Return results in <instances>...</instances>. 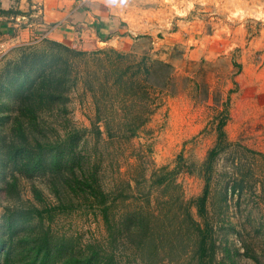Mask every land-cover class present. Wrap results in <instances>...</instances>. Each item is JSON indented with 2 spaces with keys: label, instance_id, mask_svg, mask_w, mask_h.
I'll list each match as a JSON object with an SVG mask.
<instances>
[{
  "label": "rangeland",
  "instance_id": "rangeland-1",
  "mask_svg": "<svg viewBox=\"0 0 264 264\" xmlns=\"http://www.w3.org/2000/svg\"><path fill=\"white\" fill-rule=\"evenodd\" d=\"M127 1L123 6H126L124 11L129 26L125 24L120 28H132V42H121L124 45L117 48L101 46L86 51L87 57L77 62L81 81L70 91L68 113L65 118H59L57 132L63 133L66 127L90 129L95 115L90 91L93 86L100 102L108 106L109 113L105 115L108 119L123 121L141 113L138 109L131 111L122 91H109L105 86L100 89L103 75L100 79L94 75L86 77L88 71L102 66L92 61L95 51L114 49L126 55L121 58L120 67L142 57L170 64L169 93L159 99L154 113L135 137L123 138L113 130L110 135L113 138L103 133V140L97 146L93 145L91 136L85 135L82 146L86 151L98 152L101 157L100 180L102 187L112 193L110 198L117 199L115 213L140 207L147 209L149 205L152 212L161 215L151 237L156 254L150 253L151 258L144 255L143 262L138 260L139 264H195L192 257L194 237L184 224L182 227L178 224L182 221L184 205L203 190L204 182L196 171L215 143L218 121L226 119V136L239 145L235 149L238 153L235 163L242 166L240 172L248 168L253 171L254 178L247 176V185L261 181L264 191V161H258L244 150L264 154V0ZM19 54L17 50L16 57L6 61L17 59ZM108 55V59L103 55L98 57L105 61L106 68L111 65L112 71L114 64L111 63L116 59L113 53ZM3 65L1 62L0 70ZM7 103L12 115L14 102L8 99ZM110 103H113L111 108ZM101 130L104 132L103 128ZM178 163L179 172L173 176L176 188L159 189L149 181L155 170L172 171ZM230 165L231 157L225 155L220 157L216 167L219 171L230 170ZM6 181L7 178L0 181V218L3 209L12 204L3 192ZM33 187L41 191L44 205L57 204L43 180L21 178L16 190L25 204L38 205L34 201ZM254 190L258 195L260 185ZM118 194L125 204H120ZM257 195L247 190L238 203L236 196H227V211L217 217L210 206L209 216L217 228L219 243L224 237L219 226L229 222L233 230L226 234L228 246L243 252L242 242H245L262 258L264 197ZM71 209L64 213L53 212L55 217L50 225L54 234L72 238L77 245L104 240L102 221L88 201L74 199ZM190 211L197 219L196 210L191 208ZM131 253L128 249L122 251V259L131 262ZM222 254L218 253V257ZM261 261L264 264V258ZM238 264L255 263L239 258Z\"/></svg>",
  "mask_w": 264,
  "mask_h": 264
},
{
  "label": "trees",
  "instance_id": "trees-1",
  "mask_svg": "<svg viewBox=\"0 0 264 264\" xmlns=\"http://www.w3.org/2000/svg\"><path fill=\"white\" fill-rule=\"evenodd\" d=\"M18 51V58L4 61L0 70V181L7 178L3 192L12 202L3 209L0 218V264H139L138 260L143 262L144 255L156 254L151 237L161 215L152 212L149 205L147 209L140 207L139 210L126 209L115 213L117 199L110 198L112 193L102 187L100 180L101 157L96 151H86L82 143L84 136L89 135L93 145L97 146L103 140V133L112 139L113 130L123 138L135 137L154 113L159 99L168 92L172 81L171 65L142 57L120 67L119 62L126 55L114 49L95 51L92 61L102 66L88 71L86 77L94 75L100 79L103 75L99 88L105 86L109 91H122L128 98L126 104H130L131 111L138 109L141 113L123 121L108 119L105 116L109 113L108 106L100 102L93 86L90 91L95 115L90 129L66 127L60 134L57 132L59 118L67 115L70 91L81 81L77 62L87 57V52L79 45L67 46L49 39L23 46ZM108 53H113L116 59L110 62L114 64L112 71V66L106 68L105 61L98 57L103 55L108 59ZM109 71L112 83L107 77ZM8 99L14 102L12 115L9 114ZM112 105L110 103L109 107ZM122 109L131 114L126 108ZM225 125L226 119H223L215 126V143L196 171L204 182L203 190L184 205L178 226L184 224L194 237L192 257L195 264H238L239 258L263 264L264 257L261 255V258L245 242H242L243 252L235 246H228L226 234L233 230L229 222L219 226L224 236L219 243L217 228L210 220V206L217 217L227 211V196H236L238 203L247 190L257 195L254 188L259 184L257 196L264 197L261 181L255 180L251 185L246 183L247 176L254 178L253 171L248 168L241 173L242 166L235 163V156L238 157L235 149L239 145L228 140ZM244 150L258 161H264V154ZM225 155L231 157L230 170L219 171L216 165ZM178 172L179 163L172 171L155 170L149 181L159 189H174L173 176ZM21 178L43 180L53 192L57 204L44 205V197L35 187L32 193L38 205L25 204L16 190ZM118 197L120 204H125L122 195L118 194ZM77 198L88 201L97 210L106 234L103 241L77 245L72 238L53 233L50 225L55 217L53 212L72 210ZM191 208L196 210L197 219L192 216ZM126 249L132 252L131 262L122 259L121 253ZM221 252L223 254L218 257Z\"/></svg>",
  "mask_w": 264,
  "mask_h": 264
},
{
  "label": "crops",
  "instance_id": "crops-1",
  "mask_svg": "<svg viewBox=\"0 0 264 264\" xmlns=\"http://www.w3.org/2000/svg\"><path fill=\"white\" fill-rule=\"evenodd\" d=\"M127 3V0H0V63L16 57L19 48L45 39L67 46L76 44L84 51L131 43L132 28H120L129 26L123 6ZM124 34L129 37H122Z\"/></svg>",
  "mask_w": 264,
  "mask_h": 264
}]
</instances>
